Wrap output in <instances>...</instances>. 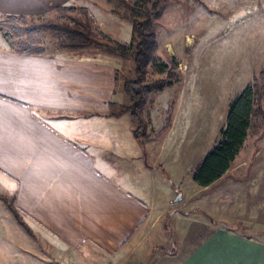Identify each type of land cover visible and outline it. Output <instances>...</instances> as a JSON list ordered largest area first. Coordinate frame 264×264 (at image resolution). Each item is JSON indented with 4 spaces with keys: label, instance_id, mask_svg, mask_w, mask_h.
<instances>
[{
    "label": "crops",
    "instance_id": "0c3cea01",
    "mask_svg": "<svg viewBox=\"0 0 264 264\" xmlns=\"http://www.w3.org/2000/svg\"><path fill=\"white\" fill-rule=\"evenodd\" d=\"M73 3L0 0V16L46 17ZM91 48L30 55L0 40V192L33 232L12 227L24 253L42 264H264V239L200 213L209 227L198 211L164 219V239L135 251L138 231L154 227L155 169L121 113L129 100L115 60Z\"/></svg>",
    "mask_w": 264,
    "mask_h": 264
},
{
    "label": "rangeland",
    "instance_id": "374dc122",
    "mask_svg": "<svg viewBox=\"0 0 264 264\" xmlns=\"http://www.w3.org/2000/svg\"><path fill=\"white\" fill-rule=\"evenodd\" d=\"M128 1L132 5L144 2ZM145 1L151 9L154 0ZM73 5L89 9L96 19V32L118 43H129L133 22L123 15L138 17L133 11L111 0H74ZM44 16L54 18L59 13ZM153 21L159 43L157 56L163 61L175 58L182 79L174 87L150 95L146 114L151 121V139L143 143L144 159L155 169L151 173L155 176L151 201L154 227L150 232L138 231L133 240L135 251H147L164 239V219L180 223V215L191 211H198L193 214L209 227L217 226L202 216L203 212L222 225L237 228L238 233L264 239V120L251 131L235 164L219 182L203 188L193 179L200 162L218 143L234 98L264 66V0H159ZM32 35L48 53L60 50L49 31L34 29ZM0 40L8 43L1 31ZM91 49L93 54L104 55L100 49ZM107 55L116 62L120 91L125 81L135 78L134 62ZM160 77L151 70L147 82ZM169 110L174 111L172 126L158 135ZM0 207V264H42L40 258L24 253L12 227L25 230L1 200ZM38 246L39 250L52 251L46 243Z\"/></svg>",
    "mask_w": 264,
    "mask_h": 264
},
{
    "label": "trees",
    "instance_id": "16d2710c",
    "mask_svg": "<svg viewBox=\"0 0 264 264\" xmlns=\"http://www.w3.org/2000/svg\"><path fill=\"white\" fill-rule=\"evenodd\" d=\"M111 1L126 7L138 16L123 15L125 19L133 22L132 37L126 45L96 32L95 19L89 9L84 6H59L56 9L59 16L54 18L21 14L2 15L0 16V31L4 33L10 45L21 54L43 55L47 53V47L38 37L32 35L34 29H43L49 31L57 40L60 49L81 50L95 47L114 56L132 60L135 65V78L123 84L129 104L122 106L121 113H129L135 126V136L140 140H147L150 137L148 131L151 121L146 110L150 105V95L160 94L181 82L179 63L175 58L170 57L167 61H163L157 56L159 43L153 30V19L158 15L159 0H154L151 9L147 7L145 0L144 2L136 1L133 5L128 0ZM36 19L40 20L36 21ZM151 70L162 77L147 82V76ZM113 105L118 106L115 103ZM173 113V110H169L167 123L158 135L165 134L171 128ZM263 120L264 66L253 75L252 82L234 98L221 137L196 168L193 173L194 182L207 187L224 176L232 168L251 131ZM0 200L13 214L15 220L33 235L20 215L15 200L1 192ZM225 226L230 228V226Z\"/></svg>",
    "mask_w": 264,
    "mask_h": 264
},
{
    "label": "water",
    "instance_id": "95a60500",
    "mask_svg": "<svg viewBox=\"0 0 264 264\" xmlns=\"http://www.w3.org/2000/svg\"><path fill=\"white\" fill-rule=\"evenodd\" d=\"M181 198V195L179 194L178 197H177V200H179Z\"/></svg>",
    "mask_w": 264,
    "mask_h": 264
}]
</instances>
